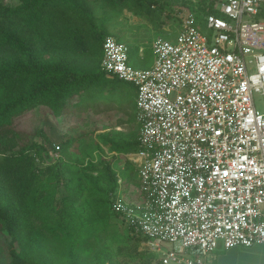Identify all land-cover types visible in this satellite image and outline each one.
<instances>
[{"label": "built area", "instance_id": "2783aa9c", "mask_svg": "<svg viewBox=\"0 0 264 264\" xmlns=\"http://www.w3.org/2000/svg\"><path fill=\"white\" fill-rule=\"evenodd\" d=\"M263 8L207 0V34L196 11L177 7V37L153 41L149 68L133 66L112 34L104 39L102 69L137 88L140 125L138 149L112 152L136 165L139 183L129 196L117 173L111 207L156 254L151 264H204L220 244L264 243ZM48 154L59 159V143Z\"/></svg>", "mask_w": 264, "mask_h": 264}, {"label": "trees", "instance_id": "16d2710c", "mask_svg": "<svg viewBox=\"0 0 264 264\" xmlns=\"http://www.w3.org/2000/svg\"><path fill=\"white\" fill-rule=\"evenodd\" d=\"M177 1L196 11L198 20L205 14L207 0H17L13 5L0 0V235L8 238V259L0 264H106L94 259L92 241L103 213H112L111 193L118 186L114 161H95L87 152L79 162L69 161L61 150L52 161L38 139L44 132H30L20 119L40 105L57 115L81 101L85 109L91 101L86 95L102 87L109 32L107 18L96 14L93 3L143 14L162 12ZM144 52L139 60L148 64ZM99 139L96 147L104 144L111 152L139 147L130 134L105 132ZM73 142L65 140L63 151ZM132 166L123 171L128 182ZM63 182L66 193L60 196ZM143 252L148 263L157 258Z\"/></svg>", "mask_w": 264, "mask_h": 264}, {"label": "rangeland", "instance_id": "374dc122", "mask_svg": "<svg viewBox=\"0 0 264 264\" xmlns=\"http://www.w3.org/2000/svg\"><path fill=\"white\" fill-rule=\"evenodd\" d=\"M5 2L13 5L17 3V0H5ZM183 4V2L177 1L170 5L167 4L162 12L144 10L143 14L131 11L129 8H124L122 11L110 10L101 2L93 3V8L99 17L107 18L106 27L109 34L129 46L130 62L138 68L141 66L138 62L140 56L138 43H142L145 51L144 57H147L148 64H151L154 59L153 40L156 37H164L169 40L176 39L180 30V21L175 15V9ZM262 17L264 18V13ZM199 24L204 33L210 34L204 15L199 20ZM125 83L129 85V82ZM91 94L86 95L91 101L85 109L81 108L85 106V103L81 101L70 111L57 115L49 107L40 105L35 110H30L20 120L23 127L30 132L35 133L38 129L44 132L45 136L39 135L38 139L45 143L48 150L54 141L59 143L63 159L79 162L87 152L86 155L95 161H114V170L124 178V186L131 192L129 196H133V189L138 183L137 174L134 171L130 182H128L123 171L130 163L133 168L136 165L134 166V163L123 155H118V157L113 155L108 146L104 144L101 145L102 148L100 149L96 147L100 143L99 134L105 132L126 135L132 130L134 140L135 136L138 139L139 126L136 120L120 122L115 119L117 115H120L117 111H125L127 107H130L131 100L126 95L125 97L121 93H117V91H104L101 87H98ZM255 102L258 109H264V102L260 95L256 96ZM116 124L122 126L121 130L114 128ZM107 127L113 128L107 130ZM69 138L74 139V142L67 151H63L61 145ZM51 160L54 161V158ZM85 160L88 161L86 158ZM39 165L45 164L39 162ZM64 182L59 187L60 196L66 193ZM111 211L112 213H103L101 221L96 224L97 239L92 241L94 259L101 257L106 264H151L153 261L148 263L149 256L143 252L147 250L142 244V238H134L122 217L113 213L112 207ZM5 237L0 235V262H4L5 258L8 259V238Z\"/></svg>", "mask_w": 264, "mask_h": 264}, {"label": "crops", "instance_id": "0c3cea01", "mask_svg": "<svg viewBox=\"0 0 264 264\" xmlns=\"http://www.w3.org/2000/svg\"><path fill=\"white\" fill-rule=\"evenodd\" d=\"M138 45L140 47L139 48L140 55H142L144 52L142 43H138ZM138 62L141 65L138 68H142V69L149 68L150 66H152L154 59L152 64L147 67H145L146 65H148L146 62H140V60ZM103 78L104 80L101 88L104 89V91H109V92L117 91V93H121L123 96L126 95L131 100L130 107H127L125 111H117L120 113V115H117V117L115 118L116 121L124 122L128 120H136L139 126V134H140V125L137 121V94H138L137 88L134 85H131L132 83L130 84V82L129 85H127L128 83H125L126 81L124 82L122 80L114 79L108 74H105ZM62 114H64V112ZM112 128L107 127V130H110ZM114 128H116L117 130L118 129L121 130L122 126L116 124ZM126 134H130V136L134 139V132H132V130L130 133H126ZM138 183H139V179H138ZM204 264H264V243L262 244L256 243L249 247L238 245L231 248H225L222 244H220L215 251L210 253L205 258Z\"/></svg>", "mask_w": 264, "mask_h": 264}]
</instances>
